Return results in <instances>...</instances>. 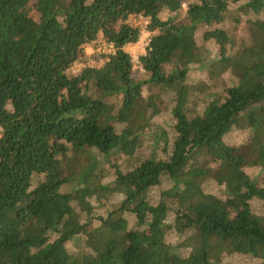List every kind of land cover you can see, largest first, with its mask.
<instances>
[{
    "label": "trees",
    "instance_id": "1",
    "mask_svg": "<svg viewBox=\"0 0 264 264\" xmlns=\"http://www.w3.org/2000/svg\"><path fill=\"white\" fill-rule=\"evenodd\" d=\"M0 264H264V0H0Z\"/></svg>",
    "mask_w": 264,
    "mask_h": 264
},
{
    "label": "rangeland",
    "instance_id": "2",
    "mask_svg": "<svg viewBox=\"0 0 264 264\" xmlns=\"http://www.w3.org/2000/svg\"><path fill=\"white\" fill-rule=\"evenodd\" d=\"M128 21V19H127ZM132 26L134 27H142L143 25H145V19H143L142 17H137L135 19V17H132ZM148 32L145 33H141V39H145L147 38ZM124 49L133 53L131 58H132V62H133V69L134 71L140 70L141 67L139 65V63H137L138 57L140 55V51L141 49L137 48V47H132L130 46V44L128 43L127 45L124 46ZM112 50L111 46L109 47L107 45V43L104 41V39L102 37H99L94 43H92L91 45H85L83 48V54L80 57V59L77 61L79 64L82 65H96L97 61L99 60L100 56L102 54H106L108 52H110ZM252 86H243L244 90L246 89H251ZM164 113L159 114L156 119L157 121H161L164 119ZM260 167H251L248 169V172L251 175H256L257 172L259 171ZM159 189V188H158ZM158 189L155 190V194L157 193ZM60 205L62 204L61 202L59 203ZM102 246L104 248V250L106 251V253L109 254V256H115V252H114V244L113 242L110 240L109 236H106L102 239Z\"/></svg>",
    "mask_w": 264,
    "mask_h": 264
},
{
    "label": "built area",
    "instance_id": "3",
    "mask_svg": "<svg viewBox=\"0 0 264 264\" xmlns=\"http://www.w3.org/2000/svg\"><path fill=\"white\" fill-rule=\"evenodd\" d=\"M132 17H135V19L137 18V17H142L143 19H145V22L147 23V21H148V17L147 16H145V15H143V14H138V15H130L129 16V18H128V22L130 23V25L132 26ZM145 23V24H146ZM138 28H140V34H139V38H138V40L137 41H135L134 43H129L130 44V46H132V47H137V48H139V49H141V51H140V54H142V53H144V51H145V47H146V45H147V42H148V37H149V32L145 29V25H143L142 27H138ZM145 33L146 34V32H148V35H147V38H146V40L143 38V39H141V33ZM88 45V44H87ZM109 47L111 46L110 44H107ZM125 51H127V50H125ZM131 56H132V54L133 53H131V52H129V51H127ZM83 65L82 64H79L78 62H74L73 63V65L71 66V70L72 71H76V70H78V69H80V67H82Z\"/></svg>",
    "mask_w": 264,
    "mask_h": 264
}]
</instances>
